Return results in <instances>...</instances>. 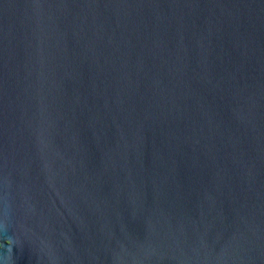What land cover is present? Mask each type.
<instances>
[{"label":"water","instance_id":"obj_1","mask_svg":"<svg viewBox=\"0 0 264 264\" xmlns=\"http://www.w3.org/2000/svg\"><path fill=\"white\" fill-rule=\"evenodd\" d=\"M0 264H264V0H0Z\"/></svg>","mask_w":264,"mask_h":264}]
</instances>
